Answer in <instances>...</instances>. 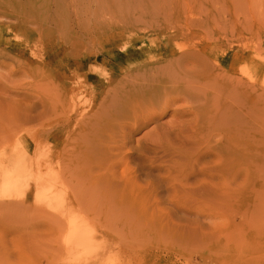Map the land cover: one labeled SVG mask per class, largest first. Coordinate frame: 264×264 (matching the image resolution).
I'll return each instance as SVG.
<instances>
[{"label": "rangeland", "instance_id": "1", "mask_svg": "<svg viewBox=\"0 0 264 264\" xmlns=\"http://www.w3.org/2000/svg\"><path fill=\"white\" fill-rule=\"evenodd\" d=\"M127 20L196 34L168 38L178 49L198 44L202 31L244 33V67L261 89L257 97L250 91L249 172L224 169L221 135L195 139L184 102L168 101L165 113L123 112L143 76L125 81L122 93L110 82L112 63L93 55L117 58L124 46L144 44L152 56L167 43L163 33L141 30L115 36ZM225 54L224 45L214 50L216 59ZM67 117L73 122L63 126ZM232 119L239 126V115ZM36 131L45 135L35 140ZM20 148L36 150L34 163H48L43 173L65 177V185L44 189L49 195L123 216L142 208L155 226L151 255L164 253L167 264H264V0H0V162ZM38 193L21 186L4 195L0 176V261L12 238L6 226L22 219V202L39 204ZM118 195L124 207L114 205ZM88 210L78 216L90 218ZM145 261L142 255L125 264Z\"/></svg>", "mask_w": 264, "mask_h": 264}, {"label": "bare ground", "instance_id": "2", "mask_svg": "<svg viewBox=\"0 0 264 264\" xmlns=\"http://www.w3.org/2000/svg\"><path fill=\"white\" fill-rule=\"evenodd\" d=\"M118 27L115 36L136 30L167 36V43L157 47L156 54L152 56L144 44L139 47L133 45L129 49L124 46L122 56L117 58L106 51L93 55L95 61L112 63L114 70L110 82H117L122 93L128 89L125 81L131 82L143 76L130 87L132 94L122 105L123 112L134 115L143 112L142 109L161 107L165 113L168 101L184 102L187 106L185 111L195 117V139L205 143L213 136L210 133L221 135L227 149L223 156L224 169L229 173L238 170L243 175L249 172L250 91L252 88L254 97H257L261 89L251 86L244 67L243 62L248 58L243 48L244 33L236 30L202 31L198 44L178 49L171 46L168 38H189L196 34L189 30L172 31L139 20H127ZM121 38L124 40L123 36ZM223 45L226 54L216 59L214 50ZM123 65L128 68L121 69ZM235 114L239 115V126L232 124ZM72 122L73 119L67 117L63 126ZM44 132L36 131L31 137L38 140L45 135ZM34 154L35 149H15L5 161L0 162L4 195L17 193L21 186L39 191V204L22 202V219L6 226V233L12 238L10 246L3 248L6 254L0 264H125L128 259L142 255L146 257L143 264H167L164 253L151 255L155 226L145 215L141 217L142 208L126 209L123 216L114 207L110 212L107 208L101 209L103 207L83 206L76 198H60L55 191L49 195L44 189L55 184L65 185V177L43 173L48 163H34ZM57 164L61 166V160ZM224 186L231 187L232 183L225 182ZM123 201L127 200L118 195L114 205L124 207ZM82 207L89 209L90 218L78 216ZM135 211H138L136 215Z\"/></svg>", "mask_w": 264, "mask_h": 264}]
</instances>
